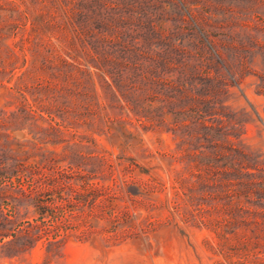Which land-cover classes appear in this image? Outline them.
<instances>
[{"label":"trees","instance_id":"1","mask_svg":"<svg viewBox=\"0 0 264 264\" xmlns=\"http://www.w3.org/2000/svg\"><path fill=\"white\" fill-rule=\"evenodd\" d=\"M10 35L22 52L6 48L11 68L20 56L24 64L26 54L30 63L12 86L0 76V258L20 256L40 239L43 264L62 254L63 237L56 230L49 238L47 219H60L64 174L57 170L51 178L47 155L32 140L60 131L50 121L62 105L71 113L62 85L53 80L61 65L80 70L81 78L67 77L75 84L68 91L89 99L78 89L87 86L86 70L64 55L89 59L86 68L93 67L112 120L174 131L193 112L203 122L199 105L205 103L208 117H219L207 137L222 157L224 204L222 216L208 221L222 246L254 243L257 218H264V159L242 142L246 120L225 100L253 49L264 53V0H0V40ZM259 79L257 91L264 93V74ZM201 80L205 98L190 96L187 90Z\"/></svg>","mask_w":264,"mask_h":264},{"label":"rangeland","instance_id":"2","mask_svg":"<svg viewBox=\"0 0 264 264\" xmlns=\"http://www.w3.org/2000/svg\"><path fill=\"white\" fill-rule=\"evenodd\" d=\"M6 48L22 54L15 35L0 40V76L3 83L12 86L30 60L26 54L21 65L20 56L18 65L11 68L13 59ZM253 50L252 61L238 86L230 85L225 103L238 118L246 120L242 142L264 159V93L257 91L259 75L264 74V53ZM63 58L86 70L87 86L79 85L78 89L89 94V99L84 101L68 91L75 84L67 77L81 78L80 70L61 65L53 80L62 85L70 100L64 103L71 113L62 105L60 116L50 121H57L60 131L41 141L32 140L39 152L45 151V168L51 178L57 170L64 174L60 179V219H47L49 238L56 230L63 237L62 254L49 264H264L262 216L254 227V243L247 248L220 245L208 221L221 217L224 210L222 157L219 147L214 152L207 137L208 125L218 128L219 117H208L202 102L203 122H196L199 113L193 112V117L174 131L148 122L142 126L112 120L91 74L93 67L86 68L89 59ZM27 80L32 82L31 77ZM204 88L201 80L187 92L205 98ZM68 119L73 123H67ZM25 136L31 137L29 133ZM245 232L250 233V229ZM44 251L45 243L40 239L20 256L0 258V264H43Z\"/></svg>","mask_w":264,"mask_h":264}]
</instances>
